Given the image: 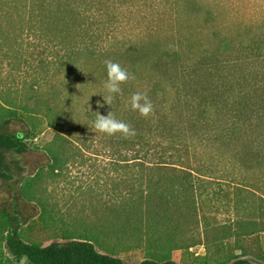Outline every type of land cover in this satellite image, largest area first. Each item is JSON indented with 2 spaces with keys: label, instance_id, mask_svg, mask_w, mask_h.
<instances>
[{
  "label": "trees",
  "instance_id": "obj_1",
  "mask_svg": "<svg viewBox=\"0 0 264 264\" xmlns=\"http://www.w3.org/2000/svg\"><path fill=\"white\" fill-rule=\"evenodd\" d=\"M143 2L0 0V29L34 35L43 51L55 50L58 70L67 67L77 73L79 67H96L97 87L106 91V62H118L127 71L129 65L130 79L120 85L121 92L110 99L104 92L109 104L102 96L97 107L89 109L87 119L94 127L99 115L111 113L135 132L127 136L94 135L108 158L118 161L115 169L131 174L132 182L123 179L120 185L125 188L124 194L117 196L114 205L99 213L96 221L81 225L72 235L66 233L65 241L43 245L26 240L21 234L26 220L22 219L18 201L10 209L3 208L0 264H126L117 256L120 248L137 247H143L148 256L138 264H176L165 256L182 249L183 240H177V236L182 237L183 231L176 216L183 210L191 214L202 211L216 191L213 185L222 186L230 180L239 182L235 199L230 201L224 195L226 201L221 205L226 210L232 208L234 218L211 229L203 217V244L214 264H253L240 257L248 255L245 239L264 234V185L252 182L264 179V19L257 30L251 28L254 23L243 25L240 29L244 33L213 50L192 52L183 46L161 51L154 46L152 51L134 49L127 44L130 37L120 30L129 23L125 15ZM197 2L170 0L177 8ZM118 41L122 42L115 50L112 44ZM151 53L150 77L134 83L132 73ZM41 61L45 74L48 62L44 58ZM138 92L145 94L153 106L147 116L131 106V97ZM20 107L24 112L31 111L26 104ZM45 109L50 113V108ZM2 110L0 180L10 185L11 166L17 162L14 158L27 151L26 140L33 133L20 136L21 132H10L9 123L27 122L12 103ZM53 123L59 130L60 121ZM67 141L57 135L42 148L52 176L78 159V153L66 151ZM18 183L16 200L38 201L31 191V181ZM101 240L112 241V247L118 248L102 253L96 249ZM232 240L239 254L231 253ZM209 263L208 259L204 262Z\"/></svg>",
  "mask_w": 264,
  "mask_h": 264
},
{
  "label": "rangeland",
  "instance_id": "obj_2",
  "mask_svg": "<svg viewBox=\"0 0 264 264\" xmlns=\"http://www.w3.org/2000/svg\"><path fill=\"white\" fill-rule=\"evenodd\" d=\"M125 19L129 23L120 33L130 37L127 44L134 49L161 51L183 46L185 51L200 52L213 50L224 41L235 39L239 33H244L245 30L240 29L243 25L254 23L251 28L257 30L256 26L264 19V0H198L178 8L170 0H145L139 6L134 5ZM2 36L9 39L3 41ZM15 39L17 42L13 43ZM35 39L34 35L25 32L15 34L0 29V111L12 103L27 123L15 120L8 124V130L33 133V137L26 140L27 151L14 158L17 162L11 166L10 185L0 180V211L10 209L18 201L22 219L26 220L21 228L22 236L45 245L51 241H65L66 233L72 235L81 225L96 221L99 213L106 211L110 204L114 205L121 192L124 194L125 188L120 184L123 179L132 182V175L121 174L115 169L118 161L109 159L106 149L98 144L99 140L95 141L94 135L98 138L102 134L87 119L89 109L96 106L106 92L97 87L99 74L96 67H79L77 73L67 67L58 70L54 65L55 50L43 51ZM118 42L112 44L115 50L122 41ZM42 58L47 59L49 67L45 74L42 73ZM152 58L151 53L146 62L137 65L135 74L131 75L134 83L150 77ZM126 66L131 72L130 66ZM24 104L31 111L24 112L20 107ZM45 108H50V113ZM56 120L60 121L59 130L54 127ZM90 134L93 141L91 138L86 141ZM57 135L68 138L66 151L76 152L79 156L73 159L74 163L64 165L58 175L52 176L48 173L42 148ZM89 144L91 147L85 148ZM22 180L31 181V191L38 201L16 200L15 191L18 181ZM252 182L264 185L263 178ZM224 183L213 185L216 191L202 211L191 214L183 210L182 216H176L178 228L183 231L182 237L177 236V240H183L182 249L166 253L168 259L176 264H204L208 259L209 264H214L203 244L202 218H206L211 229L234 218L232 208L226 210L221 204L226 201L224 195L234 201L235 186L239 182ZM233 242L229 244L231 253L239 254V250H234ZM243 245L248 255L240 259L264 264L259 258L264 257V234L245 239ZM112 246L114 242L109 244L101 240L96 249L105 253L107 249L118 248ZM146 253L143 247L120 248L117 256L126 264H138L148 258Z\"/></svg>",
  "mask_w": 264,
  "mask_h": 264
},
{
  "label": "clouds",
  "instance_id": "obj_3",
  "mask_svg": "<svg viewBox=\"0 0 264 264\" xmlns=\"http://www.w3.org/2000/svg\"><path fill=\"white\" fill-rule=\"evenodd\" d=\"M106 70L107 80L104 83V88L109 94L108 99H110L112 95L119 94L121 92L120 85L130 79V73L123 69L120 64L112 61L106 62ZM102 96L109 104L108 99H106L103 94ZM141 101H143V103H141ZM131 106L133 109L139 110L142 116H147L153 110V106L147 96L139 92L133 94L131 97ZM94 127L98 132L110 136L117 133H121L125 136L135 135L134 130H132L129 125L123 121L115 119L111 113L107 116L99 115L94 123ZM18 135L22 136L23 134L18 133Z\"/></svg>",
  "mask_w": 264,
  "mask_h": 264
}]
</instances>
